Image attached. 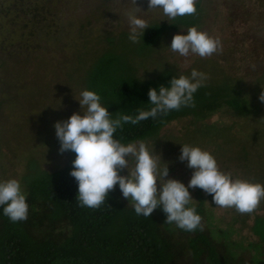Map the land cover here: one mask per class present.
Returning <instances> with one entry per match:
<instances>
[{
  "label": "trees",
  "instance_id": "obj_1",
  "mask_svg": "<svg viewBox=\"0 0 264 264\" xmlns=\"http://www.w3.org/2000/svg\"><path fill=\"white\" fill-rule=\"evenodd\" d=\"M208 3L211 4L209 0H197L195 15L150 25L144 36L139 38V43L128 39L129 32L120 34L117 39L107 38L109 47L102 54L87 67L82 66V73V67L81 71L76 66L68 68L64 73L65 79L76 81L83 91L96 92L113 119L125 114L135 117L138 109L150 110L153 105L149 104V90H158L161 85L170 87L171 79L180 75L174 69L163 66L158 71H148V74L152 73L150 77H140L137 67L173 32L193 26L201 30L213 12ZM49 9L48 0H0V19L15 24V27L20 21L24 22L20 29L22 37L26 39L18 38L14 43L11 38L15 37V28L6 25L0 29V85L6 86V93L2 95L7 96L10 92L11 98L22 96L25 101L39 103H42L37 98L40 91L43 94L49 91L52 96L57 94L58 99L65 96L60 88L65 86L63 80L58 82L62 85L56 86L47 78L43 84L33 79L22 90L14 86L7 92L8 86L19 85L24 78L30 79L28 67L21 62H12L10 58L19 60V48L34 44L35 37L42 30L41 24L52 15ZM214 11L216 24L211 34L224 41L232 37V33H229L232 22L224 8L218 6ZM9 17L14 19L10 20ZM228 33L230 35H226ZM63 47L64 43L57 44L55 54L62 53L60 49ZM248 48L250 41H245L243 49ZM243 52L245 55L250 53ZM252 55L249 54L247 58ZM78 57L79 62L84 58L82 55ZM31 59H28V63ZM57 72L55 70L53 74ZM262 75L252 91L242 88L240 79L232 76L217 83L205 84L194 94L195 107H182L179 111L174 110L166 116L149 118L138 124L124 123L117 129L114 138L125 145L144 141L153 151L155 149L150 145L158 149L162 144L167 146L170 141L167 137L165 140L162 138L164 128L190 121L181 127L182 136L171 138L173 145L168 146L173 156L170 161H180L181 153L178 152L183 144L205 150L215 141L213 150L209 151L217 161L226 159L227 164L236 163L237 169L244 171L243 179L264 184V112L259 117L263 109V103L259 100L263 91L261 83L264 84ZM42 104L46 107L50 105L47 101ZM4 109L5 102L0 101V113ZM219 114H227L229 122L219 125L212 121L207 124ZM253 119L260 120V128L248 126L247 123H252ZM198 123L203 127L192 130L191 126ZM44 125H37L39 132ZM22 129L20 126L19 130ZM55 132L56 129L51 126L49 131L43 133L46 139L41 140V137L39 142L46 144L50 134V144L61 147L58 138L54 137ZM66 152L74 159L65 167L49 172L37 165L34 173L22 177L21 186L28 194L29 214L26 221L11 222L0 207V264H175L181 254L191 259L188 264H264V201L251 214H240L234 208H226L224 212L230 220L225 221L224 217L219 219L215 215L217 206L212 203V196L197 187L189 206L196 208L207 230L195 232H186L175 224H164L166 216L161 210L162 206L154 210L150 217L138 216L130 200L123 197L119 184L109 192L99 209L80 207L76 201L78 182L70 175L76 154L70 150ZM29 162L32 169L36 164ZM173 163L169 166V174L174 172ZM250 219H253L250 229L257 240L240 234ZM222 223L226 224L225 228H222Z\"/></svg>",
  "mask_w": 264,
  "mask_h": 264
},
{
  "label": "rangeland",
  "instance_id": "obj_2",
  "mask_svg": "<svg viewBox=\"0 0 264 264\" xmlns=\"http://www.w3.org/2000/svg\"><path fill=\"white\" fill-rule=\"evenodd\" d=\"M209 1L211 4L208 3V5H211L213 12L218 9V6L224 8L225 13L230 16V21L232 22V27L229 30V33H232V37L221 41L223 51L213 54L208 58L192 55L188 58L190 63L186 65L184 57H181L178 53H173L169 49L175 35L187 34V29H182L164 38L161 46L149 58L141 62L142 65L137 67L138 76L150 77L152 73L149 72L150 74H148V71H158L164 68L163 66L174 69L179 75L188 76H190L192 69H197L198 71L207 73L210 77L205 84L217 83L227 76H232L240 79L239 84L242 88H246L249 91L255 90L257 80L263 77L262 74H264V0ZM48 2L50 7L49 12L52 15H49V20L41 24L42 30L35 37L34 44L31 46L28 44L24 48H19V52H21L19 60L10 58V61L14 63L21 62L23 66L28 67V74L31 77L30 79H21L19 85L8 86L7 92L11 87L22 90L27 82L33 79L38 84H43L47 78V81L50 80L55 85H58V82L63 80L65 86L60 88H62L65 96L62 100L56 98L57 94L52 96V94H49V91L44 94L40 91L37 98L42 103L47 101L50 104L46 107V105L44 106L39 101H25L22 96L11 98L10 92L7 93V96H4L2 94L6 93V86L4 84L0 85V101L5 102L4 112L0 113V181L15 178L22 184V177L34 173L35 171L33 170H35L37 165L43 171L52 172L72 162L74 159L72 155L67 152L61 154L58 144H50L52 138L50 134L47 136L48 141L46 144L42 145L39 142V138L41 139V137L43 138L41 140L46 139V137H43V133L49 131L51 126L54 127L56 122L66 121L75 113L83 114L79 101L75 99L80 98V93L83 89L78 88L76 81H67L68 79H65L66 74L64 73L67 72L68 68L73 69V66L79 67L81 71L82 66L87 67L90 65L96 57L109 47L107 38L117 39L120 34L129 32L126 13L135 7L131 4L130 0H48ZM137 6L142 8L137 13L138 16L147 20L149 26L156 22L168 21V18L163 15L162 9L148 11V0H137ZM213 12L210 13L204 27L201 28L202 31H206L211 36L213 26L216 24ZM52 16L53 19L51 18ZM250 16H252L251 21ZM9 18L12 20L13 17ZM243 21L245 23L244 26ZM247 22H249L248 26L246 25ZM6 25H11L12 29L15 28V37L11 38L12 42L16 43L18 38L19 40L21 38L25 39L22 37L20 29L24 25V22L20 21L18 26L16 25L17 27H15V24H10L7 20L3 21V19H0V29H4ZM248 32H251V35ZM229 33L226 35H230ZM245 41H250V48L243 49ZM59 43H64L63 49H60L62 53L55 54L56 46ZM243 51H249L250 53L245 55ZM249 54L253 55L247 58ZM81 55L84 58L79 62L78 56ZM29 58L33 59L28 63ZM245 58H247L246 61H243ZM67 64H69V67H67ZM253 65H255V68L252 67ZM55 70L59 72L54 75L53 71ZM83 70L82 67L81 73ZM32 71L34 72L32 73ZM261 87L264 91V84L261 83ZM36 91L37 89L35 88ZM51 97L53 101H51ZM13 99L14 101H11ZM261 111L259 117L264 112V103ZM27 120L29 121L28 124L26 123ZM229 120L230 118L227 114H219L208 121L207 124H211L213 121L219 125H224ZM259 121L258 119H253L252 123L247 124L253 129L260 128ZM189 122L174 123L163 129V140L166 137L170 140H168L169 142L167 141V146L162 144L163 140L161 141L163 146L161 145L158 149L150 145L151 148L155 149V153L161 156V169L165 166V163L168 164V167L173 163L170 161L173 155L169 150L171 149L169 146L173 145L171 138L182 136L181 127L183 124L188 125ZM41 124L47 125H44L43 129H40L39 132L37 125L41 127ZM20 126L23 127L22 130H19ZM202 127L201 123L191 126L192 130L194 128L201 129ZM245 127L246 124L244 129ZM54 135L57 138L56 132ZM212 145L205 150L212 151L215 141H213ZM181 149L178 153H181ZM225 160L217 161L219 168L226 173L230 172L234 178L243 179L244 171L238 170L236 163L227 164ZM29 161L36 164L32 169L28 165V163L30 164ZM179 162L175 161L173 163L174 172L165 177V180L176 179L187 186L192 178L194 169H190L186 161ZM130 167H134V161L132 160H130ZM120 174L127 176L129 174L128 169L122 170ZM157 185L159 188V181H157ZM189 191L192 196L194 189L190 188ZM224 210L226 208L217 207L215 215L219 219L224 217L225 221H229L230 217L225 214ZM252 225L253 219H250L248 226L243 227L240 234L242 236L247 235L250 240H257V237L252 234L250 229ZM221 226L225 228L226 224L222 223ZM237 227L240 229L239 226ZM189 260H191L189 257L181 254L176 258L175 264H188Z\"/></svg>",
  "mask_w": 264,
  "mask_h": 264
},
{
  "label": "clouds",
  "instance_id": "obj_3",
  "mask_svg": "<svg viewBox=\"0 0 264 264\" xmlns=\"http://www.w3.org/2000/svg\"><path fill=\"white\" fill-rule=\"evenodd\" d=\"M130 2L135 7L126 13L130 29L128 39L139 43V38L150 26L147 20L138 16L142 8L137 6V0ZM196 4L197 0H148V11L162 9L163 15L171 21L195 15ZM169 49L184 57L187 65L190 56L208 58L222 52L223 45L218 37L193 26L187 29L186 35H175ZM209 78L207 73L192 69L190 76H174L170 87L151 88L148 95L149 104L153 107L150 110L138 109L135 117L125 114L113 119L96 92L82 91L80 98L75 99L79 101L83 114L75 113L68 120L54 125L61 145L59 152L63 154L70 150L76 154L70 175L78 182L76 201L79 206L99 209L109 192L119 184L123 197L130 200L138 216L150 217L162 206L166 216L164 224H175L186 232L204 231L202 217L195 207L189 206L193 201L189 189L199 187L206 195L212 196V203L217 207L234 208L240 214L253 213L264 201V184L233 178L230 172L219 168L211 152L198 146L182 145L179 160L186 161L187 166L194 169L190 182L185 186L176 179L165 180L169 175L168 164L165 163L161 169V156L155 150H149L144 141L125 145L114 138L124 123L138 124L179 111L182 107H195L194 94L205 86ZM259 100L264 103V91L260 93ZM130 160L134 161V167H130ZM124 169H128L127 176L120 174ZM27 195L19 180L0 181V207L11 222L28 219Z\"/></svg>",
  "mask_w": 264,
  "mask_h": 264
}]
</instances>
